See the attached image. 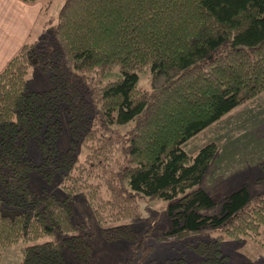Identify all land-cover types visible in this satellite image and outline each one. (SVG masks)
<instances>
[{
    "label": "trees",
    "instance_id": "obj_1",
    "mask_svg": "<svg viewBox=\"0 0 264 264\" xmlns=\"http://www.w3.org/2000/svg\"><path fill=\"white\" fill-rule=\"evenodd\" d=\"M39 1L41 16L50 0ZM51 17L47 13L41 35L23 40L0 68V247L21 239L17 264H71L63 246L85 260L90 242L72 220L69 198L79 187L96 196L101 180L105 236L132 237L134 229L116 221L135 214L138 197L160 198L164 220L147 231L193 233L203 264H230L214 235L195 233L255 234L264 221V189L249 195L241 185L216 212L201 213L216 202L198 185L215 144L189 153L181 143L264 88V0H61L53 24ZM143 62L149 88L136 84L135 68ZM112 63L121 74L99 83L82 70ZM30 64L47 72L48 87H25ZM60 111L70 144L57 149ZM30 141L37 161L28 155ZM75 143L86 148L81 160ZM31 168L46 178L57 173L65 194L31 189ZM142 240L140 248L151 246Z\"/></svg>",
    "mask_w": 264,
    "mask_h": 264
},
{
    "label": "rangeland",
    "instance_id": "obj_2",
    "mask_svg": "<svg viewBox=\"0 0 264 264\" xmlns=\"http://www.w3.org/2000/svg\"><path fill=\"white\" fill-rule=\"evenodd\" d=\"M60 1L50 0L46 13L41 16L38 13L37 24L47 13L52 15L49 22L53 24ZM41 33L42 29H37L36 37H39ZM148 67L147 62H143L135 68L138 87L149 88L151 86L152 80ZM82 70L97 83L121 74L117 63L105 66L101 64L87 65L82 67ZM158 77L156 76L155 79L158 80ZM49 85L50 81L44 69L38 64L28 65L25 75L26 88L39 89ZM237 92L240 93L241 89H238ZM58 119L60 129L56 135L55 144L57 149H62L70 144V140L62 111L59 112ZM126 125V123L117 124V127L120 129ZM207 141L213 142L215 148L202 172L198 185L216 202L210 207L198 209L201 213L216 212L219 201L231 190L241 185L246 188L249 195L263 190L264 88L247 98L240 99L218 117L189 135L181 143V147L186 152L193 153L199 145ZM85 151L86 148L82 144H74V152L79 160L82 159ZM28 155L32 161H37L38 152L31 141L28 143ZM27 183L34 191L43 187L57 196L65 194L64 189L60 186L57 173L46 178L35 168H31ZM99 183L97 188L100 193L97 192L96 196H89L85 187H79L70 193L72 220L78 223L77 230H83L90 242V255L85 260L75 257L66 246L62 247L65 258L71 264H144L149 258L160 259L164 256L174 257L177 255L182 257L178 264H203L199 252L193 246L199 241L195 240L196 235L193 233L188 235L184 232L178 236L173 233H164L162 237H157L154 231H147L148 225L164 220V199L138 197L135 214L116 221L126 222L129 228H133L132 237H128V233L127 235L122 234L124 237L105 236L103 227L107 225V222L99 217V213L106 212L107 206L105 203L102 206L97 202L100 201L99 197L105 195L101 180ZM89 197H94L96 202L91 201ZM109 207L113 208V204ZM124 210L128 212L126 209ZM195 234L202 238L214 235L220 252L224 254V261L230 264H264V221L259 223L255 234L240 233L233 236L219 229H215L209 234L203 231H197ZM57 236L58 234L56 238ZM140 238L143 239L142 242L151 243V246L140 248L137 245ZM22 244V240L18 239L1 246L0 264H17ZM125 259L129 260L124 261Z\"/></svg>",
    "mask_w": 264,
    "mask_h": 264
},
{
    "label": "crops",
    "instance_id": "obj_3",
    "mask_svg": "<svg viewBox=\"0 0 264 264\" xmlns=\"http://www.w3.org/2000/svg\"><path fill=\"white\" fill-rule=\"evenodd\" d=\"M40 6L39 0H0V68L23 40L37 36Z\"/></svg>",
    "mask_w": 264,
    "mask_h": 264
}]
</instances>
